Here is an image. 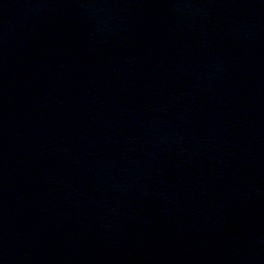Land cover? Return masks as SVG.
<instances>
[{
  "label": "water",
  "instance_id": "obj_1",
  "mask_svg": "<svg viewBox=\"0 0 264 264\" xmlns=\"http://www.w3.org/2000/svg\"><path fill=\"white\" fill-rule=\"evenodd\" d=\"M157 264H264V0H213Z\"/></svg>",
  "mask_w": 264,
  "mask_h": 264
}]
</instances>
